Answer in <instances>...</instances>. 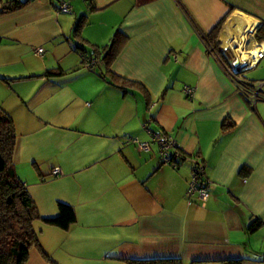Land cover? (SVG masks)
<instances>
[{
    "label": "crops",
    "instance_id": "1",
    "mask_svg": "<svg viewBox=\"0 0 264 264\" xmlns=\"http://www.w3.org/2000/svg\"><path fill=\"white\" fill-rule=\"evenodd\" d=\"M21 1L0 12L15 171L41 217L57 215L58 202L75 213L66 229L34 220L39 245L25 264H264V98L248 102L222 64L264 91V74L246 73L264 63L254 36L264 0H68L69 12ZM222 17L215 47L206 35ZM116 30L126 40L110 63L100 51L86 66L79 51L92 54ZM239 48L262 54L241 69L252 57ZM164 133L184 153L175 166L158 154L154 135ZM194 160L210 182L204 203L185 196Z\"/></svg>",
    "mask_w": 264,
    "mask_h": 264
},
{
    "label": "trees",
    "instance_id": "2",
    "mask_svg": "<svg viewBox=\"0 0 264 264\" xmlns=\"http://www.w3.org/2000/svg\"><path fill=\"white\" fill-rule=\"evenodd\" d=\"M23 3L24 2L21 0H9L0 7V12L14 10ZM223 20L224 17H222L206 35L207 40L211 41L215 47L218 46L219 43L217 32ZM83 22L84 18H80L75 23L73 27V34L75 36H79L80 27L83 25ZM254 36L257 41L264 40V22L256 28ZM125 40L126 36L119 30H116L109 43L101 46L100 49H96L92 54L82 50L79 52L80 55H97L99 57L101 54L100 51H102L103 55L101 59L105 64H108ZM77 47L85 49L80 44H77ZM48 72L49 70L47 73ZM109 72L117 76L118 79L123 81L128 80L112 70H109ZM128 81L131 83H138L130 79ZM16 138L17 134L12 119L0 107V264H25L29 256V249L33 245H39L33 222L39 219L41 215L25 183L15 171L13 154ZM41 219L45 223L66 229L75 220V213L70 204L58 202L57 215L53 217H41ZM260 223L261 221L255 218L250 224V228H255ZM158 261L166 264L169 263V261H173V259L154 260L152 262Z\"/></svg>",
    "mask_w": 264,
    "mask_h": 264
},
{
    "label": "built area",
    "instance_id": "3",
    "mask_svg": "<svg viewBox=\"0 0 264 264\" xmlns=\"http://www.w3.org/2000/svg\"><path fill=\"white\" fill-rule=\"evenodd\" d=\"M57 9L61 12H69L70 4L65 0H59L57 2ZM210 50H213L210 48ZM36 54H41L43 52L42 47L35 48ZM262 51H259L258 56L254 60L237 62V66L241 69H246L251 63H254L261 56ZM82 62L86 66H92L99 58L96 56H87V54H81ZM223 67L227 75L237 84L240 91L245 95L246 99L250 103H255L257 100L264 98V91L262 89V82L249 81L243 78H240L237 75V72L230 66L222 62ZM184 91L187 95L191 96L193 88L189 86L184 87ZM158 142V154L163 163L175 166L179 160L184 157V153L181 151L179 146L176 144L174 138L168 136L167 134H155L154 135ZM133 141L136 142L140 149L146 150L149 148V142L139 141L136 138H133ZM60 171L59 168L55 167L52 170L53 174H58ZM209 179L205 176V166L200 160H194L192 162V172L191 179L185 191V196L188 203H204L209 196Z\"/></svg>",
    "mask_w": 264,
    "mask_h": 264
},
{
    "label": "rangeland",
    "instance_id": "4",
    "mask_svg": "<svg viewBox=\"0 0 264 264\" xmlns=\"http://www.w3.org/2000/svg\"><path fill=\"white\" fill-rule=\"evenodd\" d=\"M58 1L59 0H57V2ZM65 1L69 2L68 0H65ZM59 12H61V11H59ZM263 64L264 63L262 62L257 67H252V68L248 69L247 72H246L248 77H255L256 75H263L264 74V66H263ZM253 82H257V81L254 80ZM260 82H261V80H260Z\"/></svg>",
    "mask_w": 264,
    "mask_h": 264
},
{
    "label": "bare ground",
    "instance_id": "5",
    "mask_svg": "<svg viewBox=\"0 0 264 264\" xmlns=\"http://www.w3.org/2000/svg\"><path fill=\"white\" fill-rule=\"evenodd\" d=\"M241 47V46H240ZM241 51V57L243 58V59H246V58H248L247 57V54H251V56L249 55V57H252V58H250V60H254L257 56H258V53H259V51H260V49L258 50L257 48H254L253 50H252V52L251 53H247V52H245V50L244 49H241V48H239ZM249 52V51H248ZM242 59V60H243Z\"/></svg>",
    "mask_w": 264,
    "mask_h": 264
}]
</instances>
